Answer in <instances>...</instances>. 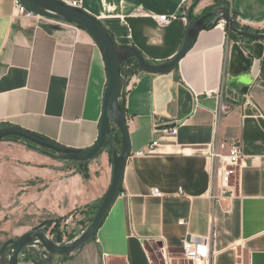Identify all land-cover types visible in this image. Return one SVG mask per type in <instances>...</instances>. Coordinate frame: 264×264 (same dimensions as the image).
<instances>
[{
    "label": "crops",
    "instance_id": "obj_1",
    "mask_svg": "<svg viewBox=\"0 0 264 264\" xmlns=\"http://www.w3.org/2000/svg\"><path fill=\"white\" fill-rule=\"evenodd\" d=\"M61 1L80 5L117 43L135 46L152 63L180 51L191 11L196 21L219 6L217 0ZM222 1L238 27L264 32V0ZM15 2L0 0V128L20 127L71 148L92 147L108 82L99 47L77 26L18 15ZM159 16L170 17V24L159 25ZM236 42L219 25L200 33L179 70L127 77L122 105L132 154L121 196L95 240L64 264H157V251L166 264H176L187 235L213 233V264H264V58L254 59L246 94L248 84L230 88ZM202 95L218 98L216 111L197 104ZM235 139L246 164L217 200L222 187L215 154L227 156ZM155 141L159 146L149 150ZM1 150L3 229H11L12 215L6 213L51 217L43 223L91 221L113 181L108 151L81 170L14 141L0 143ZM155 188L162 198L152 196ZM4 241L0 236L2 246ZM24 259L19 264H33Z\"/></svg>",
    "mask_w": 264,
    "mask_h": 264
},
{
    "label": "water",
    "instance_id": "obj_2",
    "mask_svg": "<svg viewBox=\"0 0 264 264\" xmlns=\"http://www.w3.org/2000/svg\"><path fill=\"white\" fill-rule=\"evenodd\" d=\"M200 1L197 0L196 5ZM217 1L218 7L196 21L192 19L191 11L182 47L175 57L163 63H152L135 46L117 43L105 24L82 7H75L61 0H20L28 11L37 16L85 30L102 53L108 82L103 98L99 136L92 147L86 149L67 147L40 134L15 126L0 128V143L14 141L63 163H90L97 160L104 151H108L113 158L114 171L112 184L93 222L79 237L68 244L60 245L42 229H34L18 239H10L4 243L0 249V264H19L20 257L31 247L38 248L40 258L48 264H57V262L64 264L71 255L83 250L97 237L121 196L128 159L132 154L130 128L122 106L127 82L124 67L130 60L135 62L133 66L140 73L169 75L179 70L181 62L193 50L202 31L223 25L226 33L238 40L231 48L230 88H235L238 83L244 86L248 84L242 94L248 92V87L254 81L250 75L248 76L254 65V59L264 57V32L257 33L238 27L231 8L224 1ZM217 102V97L209 95H202L197 99L199 106L211 111L217 110ZM114 133L121 137L120 147L114 140Z\"/></svg>",
    "mask_w": 264,
    "mask_h": 264
},
{
    "label": "built area",
    "instance_id": "obj_3",
    "mask_svg": "<svg viewBox=\"0 0 264 264\" xmlns=\"http://www.w3.org/2000/svg\"><path fill=\"white\" fill-rule=\"evenodd\" d=\"M73 6L81 7L77 3H74ZM15 9L18 15H21L27 19H35L40 18L28 11L20 2V0H16ZM157 23L161 26L169 25L171 22V18L167 16H159L155 17ZM264 58V57H263ZM264 61V59H263ZM125 71V68H124ZM178 130L173 129L171 131V135H177ZM158 141L152 143L149 147V150H153L158 147ZM146 152L139 153L140 155H145ZM216 157H220V173L219 177L221 180V192L218 196H214V199L220 200L223 199L224 196L229 192V190L233 187V181L239 177V172L241 168L246 164L245 156L243 155L240 142L235 139L229 143V154L227 156H220L215 154ZM260 159H254V162H259ZM152 196L156 198H162L164 195L158 189L155 188L152 191ZM234 196V192L231 191V197ZM180 225H187L186 221L180 222ZM215 239L216 234L213 233L211 237H196L193 235H187L182 241V255L186 261L190 264H213L212 258L216 255L215 250ZM38 249L36 247H31Z\"/></svg>",
    "mask_w": 264,
    "mask_h": 264
},
{
    "label": "rangeland",
    "instance_id": "obj_4",
    "mask_svg": "<svg viewBox=\"0 0 264 264\" xmlns=\"http://www.w3.org/2000/svg\"><path fill=\"white\" fill-rule=\"evenodd\" d=\"M121 43H124L120 41ZM125 71H129V68L126 66ZM32 149V148H31ZM6 150H1L0 154L5 153ZM72 165H76L74 163H71ZM77 166V165H76ZM73 215H77L80 212V210L74 211ZM4 213H0L2 215ZM7 215H12V223H11V229H3V227L0 228V236H1V242L2 241H7L10 239H15L18 237H21L32 230L36 228H42L41 225L43 222L42 219H48L51 218L50 216H41L39 213H6ZM2 217V216H1ZM55 218V217H54ZM88 222V223H87ZM80 223L82 224L81 226ZM91 221L85 219L78 218L76 219H71L70 217L67 220H62L60 221V235L59 237H56L57 243L60 245H65L73 241L75 238L79 237L83 232H85L91 225ZM89 224V225H87ZM1 226H3V222L1 221ZM48 235L55 240L54 235L52 236L51 231L48 232ZM4 241V242H5ZM0 242V248L2 246ZM155 250H159L158 247H155ZM159 261H157V264H166L165 259L162 257V255L157 251ZM38 255L36 256V258ZM178 260L176 264H190L188 261H186L182 255L178 256ZM119 264H122L119 262Z\"/></svg>",
    "mask_w": 264,
    "mask_h": 264
},
{
    "label": "trees",
    "instance_id": "obj_5",
    "mask_svg": "<svg viewBox=\"0 0 264 264\" xmlns=\"http://www.w3.org/2000/svg\"><path fill=\"white\" fill-rule=\"evenodd\" d=\"M229 37H230V39H232V40H234V41H238L237 38H235V37L232 36V35H229ZM134 63H135V62H134L133 60H130V61L125 65V67L127 66V67L129 68V71H128V72H127V71H124V75L126 76V78H127L128 76L133 75V74H136V73L138 72V69H137L136 67L133 66ZM125 67H124V68H125ZM122 106H123V105H122ZM123 110H124V107H123ZM114 135H115V136H114V140H115L117 146L120 147V145H121V137H120L119 134H116V133H114ZM74 164H76L81 170H82V169L84 170L85 167L87 166V163H74ZM94 217H95V215L91 218V222H93ZM41 227L43 228V231H45L46 233H47L48 231L51 230V234H52V236L54 235V237H55V241H57L56 237H59V235H60V233H61V231H60V221H58V222H55V221H49V222L43 223V225H41ZM25 261H26V262L33 261L34 264H48L47 261L42 260V259L40 258V256H39V258L35 259V258H32L31 255H27V256L25 257Z\"/></svg>",
    "mask_w": 264,
    "mask_h": 264
},
{
    "label": "flooded vegetation",
    "instance_id": "obj_6",
    "mask_svg": "<svg viewBox=\"0 0 264 264\" xmlns=\"http://www.w3.org/2000/svg\"><path fill=\"white\" fill-rule=\"evenodd\" d=\"M1 248H2V247H1ZM27 255H31L32 258L37 259V258H39V256H40V251H39V249L29 248V249L27 250V253H26L24 256L26 257ZM37 255H38V257L36 258ZM24 261H25V259H24ZM25 262H26V261H25ZM30 262H32V263L34 264L33 261H30Z\"/></svg>",
    "mask_w": 264,
    "mask_h": 264
}]
</instances>
